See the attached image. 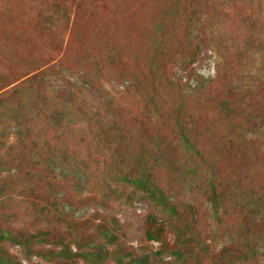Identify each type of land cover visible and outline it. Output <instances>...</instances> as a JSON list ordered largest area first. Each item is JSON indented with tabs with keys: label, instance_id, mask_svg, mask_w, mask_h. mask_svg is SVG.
<instances>
[{
	"label": "rangeland",
	"instance_id": "1",
	"mask_svg": "<svg viewBox=\"0 0 264 264\" xmlns=\"http://www.w3.org/2000/svg\"><path fill=\"white\" fill-rule=\"evenodd\" d=\"M246 43L253 56L240 55ZM38 71L53 75L55 87L33 86L36 100L59 109L71 99L64 90L76 92L82 129L73 142L81 155L101 154L82 180L94 191L71 187L60 202L76 221L69 231L85 232L72 250L96 246L103 223L122 234L114 256L132 250L153 264H264V132L246 136L264 130V0H0V93ZM16 100L23 105L16 96L5 103L16 108ZM44 136L47 154L62 143L59 131ZM91 138L104 142L90 147ZM148 166L169 202L164 212L169 205L179 212L177 231L155 232L148 215H161L141 191L108 207L99 202L103 180L145 175ZM110 183L106 192L119 194ZM87 192L99 195L85 199ZM148 229L157 240L145 237ZM8 247L22 264H84L52 263L54 253L36 249L30 263L20 246Z\"/></svg>",
	"mask_w": 264,
	"mask_h": 264
},
{
	"label": "trees",
	"instance_id": "2",
	"mask_svg": "<svg viewBox=\"0 0 264 264\" xmlns=\"http://www.w3.org/2000/svg\"><path fill=\"white\" fill-rule=\"evenodd\" d=\"M239 49L241 50L240 55L253 56L254 54V50H251L247 43L245 47ZM255 51L260 53L259 49ZM240 69L248 74V69L241 66ZM52 79H54L53 75L38 71L15 85L13 89L0 93V208H2L0 212V264H22L17 260L16 253L9 252V243L20 246V253L26 257L24 259L28 262H30L27 257L30 250L36 249L43 257L46 252L47 254L54 253L52 263H58L64 259L71 263L75 260H82L84 264H153L147 256L132 250L128 252L130 256H114L118 250L117 247L121 245L117 239L118 235L122 234H116L113 231L115 228H109L103 223L97 225L103 230L96 246H92L90 250V246L83 248L87 244L81 242L75 243V250H72L70 245L74 243V239H80L85 232L76 230L72 233L69 231V226L74 225L76 221L63 210L60 202L71 187L77 191L78 195L83 193L78 191L79 186L85 185L90 188L91 184L82 180L84 176H87L86 172L93 169L89 164L91 157L95 156L96 159L93 157L94 162H97L99 160L97 156L101 154L92 150L87 155H81L82 149L77 148L73 142L82 129L81 122L78 120L79 110L75 108L76 92L68 88L64 90L71 99L59 109L49 110L44 100L41 102L36 100L38 92L33 86H39L45 93L53 92L55 86L51 84L54 82L50 81ZM11 96H16L23 105H19L17 100L18 107L16 108L9 102L5 103ZM101 129L100 133L107 141L108 127L105 130L103 127ZM48 131H59L62 143L47 154L41 139ZM263 132L261 127H257L249 129L246 136L250 134L251 139L258 140V135ZM253 135L256 137L254 138ZM110 138L113 139L112 136ZM89 141L93 143L90 147L100 144L101 141L104 142L102 138H91ZM148 169L149 166L145 175L131 177L113 173V180H103V184H100L98 188V191L102 192L100 195L97 192L96 196L87 192L90 195L82 197L96 199L99 195L100 204L108 207L111 200H122L121 197H125L127 201L141 191L146 197H151L161 215L160 218L152 214L148 215L151 225L155 227V232L161 233L164 225L177 231L179 212L173 205H169L171 208L169 212H164L165 204L169 202L165 200L163 193L151 184L150 174H146ZM40 173L45 178L36 180L41 177ZM110 181L113 182L114 188L120 189L119 194H116V190L110 191L109 194L106 192L108 184L111 185ZM39 183H42L43 189L38 188ZM156 192L158 196H155ZM113 194L116 195L112 197ZM34 195L36 200L28 198ZM217 197L213 194L211 200L214 215L219 209ZM20 206L23 218L18 212ZM30 225H33V228ZM54 234L56 236L52 237ZM144 235L148 240L158 239L151 234L150 229ZM72 236V240L65 241L67 237ZM48 243L50 246H46ZM109 245H112V248H109ZM198 250L205 258L204 249L201 247Z\"/></svg>",
	"mask_w": 264,
	"mask_h": 264
}]
</instances>
